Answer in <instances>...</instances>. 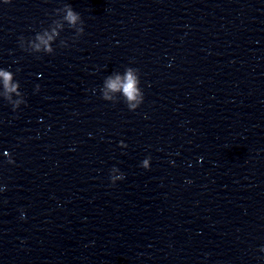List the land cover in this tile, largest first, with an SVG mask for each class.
<instances>
[{
    "label": "clouds",
    "instance_id": "9594fccd",
    "mask_svg": "<svg viewBox=\"0 0 264 264\" xmlns=\"http://www.w3.org/2000/svg\"><path fill=\"white\" fill-rule=\"evenodd\" d=\"M9 2V0H5V3ZM66 19L72 23L75 24L76 20L78 17L71 11H68V15ZM0 77H3L4 79V86L7 91H16V85L10 84L11 82V74L6 71H0ZM107 88L111 91H117V90H122L124 95L127 97L128 101H135L138 96L137 88H136V79L132 75L131 71H129L122 81L119 76H117L114 80H109L107 82ZM105 99H110V97L105 94Z\"/></svg>",
    "mask_w": 264,
    "mask_h": 264
}]
</instances>
